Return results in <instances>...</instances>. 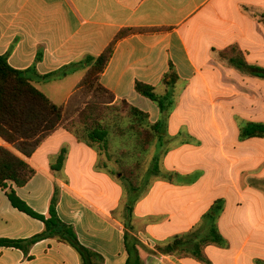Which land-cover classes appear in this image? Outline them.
Returning a JSON list of instances; mask_svg holds the SVG:
<instances>
[{"label": "crops", "instance_id": "obj_1", "mask_svg": "<svg viewBox=\"0 0 264 264\" xmlns=\"http://www.w3.org/2000/svg\"><path fill=\"white\" fill-rule=\"evenodd\" d=\"M127 28L166 29L119 41L100 78L159 125L147 151L133 150L136 187L128 148L106 152L62 128L27 160V185H9L43 215L59 188V217L104 264H127L126 236L145 264H264V0H0V56L59 105ZM232 47L246 68L221 57ZM138 83L172 105L162 112ZM43 229L0 189V239ZM29 256L0 247V264H80L55 240Z\"/></svg>", "mask_w": 264, "mask_h": 264}, {"label": "trees", "instance_id": "obj_2", "mask_svg": "<svg viewBox=\"0 0 264 264\" xmlns=\"http://www.w3.org/2000/svg\"><path fill=\"white\" fill-rule=\"evenodd\" d=\"M162 28H127L121 30L111 44L95 60L87 71L76 91L63 105L52 102L32 84L25 72L10 66L7 57L0 56V189L4 191L13 207L28 216L41 221L44 229L40 234L25 240L0 239V247L21 250L30 259L29 253L34 245L44 240H55L71 247L79 256L80 264H104L98 253L84 247L78 239L75 228L61 220L58 214L59 188L55 187L48 213L39 214L23 202L16 190L9 185L24 187L35 175L27 160L53 133L60 128L75 135L80 141L99 144L104 151L109 150V128L107 122L116 111L115 95L101 83L119 41L136 34L163 32ZM240 68H246L247 62L242 52L232 47L221 53ZM168 79H171L170 83ZM175 72L171 68L164 82L174 84ZM136 91L159 105L162 112L172 105L168 98L157 96L151 86L138 83ZM129 116L140 122L136 132L144 141V150H148L158 134V124L148 123V116L138 109L122 102ZM264 135V127L258 130ZM60 163V162H59ZM133 173L126 170L125 179L135 188ZM130 176V177H129ZM139 243L129 245L126 236V249L129 254L127 264H145L140 257ZM173 244L168 246L172 251Z\"/></svg>", "mask_w": 264, "mask_h": 264}, {"label": "rangeland", "instance_id": "obj_3", "mask_svg": "<svg viewBox=\"0 0 264 264\" xmlns=\"http://www.w3.org/2000/svg\"><path fill=\"white\" fill-rule=\"evenodd\" d=\"M115 107L116 111L112 114L110 120L107 122V126L109 128V143L113 150L119 149L121 145L124 148H128V154H131V157L128 159L129 162H127V165L129 167L126 169L127 171L133 173V176H135L138 172H140L142 165L140 163H137V153L133 150H136L138 148L140 151H147L143 149L144 141L135 130V128L140 127V122H137L129 116L126 108L123 107L122 102H115ZM151 153L153 154V151H151ZM102 160H108L105 152H103ZM143 165L147 164L145 163ZM73 169L74 168L70 169L71 174H69L68 177L64 176L66 179H70L72 171L74 172Z\"/></svg>", "mask_w": 264, "mask_h": 264}]
</instances>
